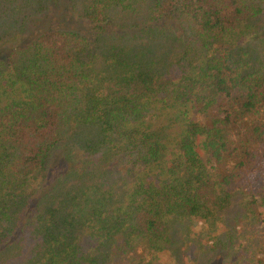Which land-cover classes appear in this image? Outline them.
I'll return each instance as SVG.
<instances>
[{"label":"trees","instance_id":"1","mask_svg":"<svg viewBox=\"0 0 264 264\" xmlns=\"http://www.w3.org/2000/svg\"><path fill=\"white\" fill-rule=\"evenodd\" d=\"M194 226L264 264V0H0V264H176Z\"/></svg>","mask_w":264,"mask_h":264},{"label":"rangeland","instance_id":"2","mask_svg":"<svg viewBox=\"0 0 264 264\" xmlns=\"http://www.w3.org/2000/svg\"><path fill=\"white\" fill-rule=\"evenodd\" d=\"M72 15L74 16L75 19H72ZM66 19H67L66 21L62 20V22L66 23L67 25H71L73 27L88 28L87 23L78 22L80 17L74 11H71V15L70 16L68 15ZM262 45L263 44H260V48L262 47ZM78 134L79 136L77 140L75 139L71 140V143H72L71 146L65 145L59 151L56 152L54 156L55 160L53 164H51L52 168H55V169L53 170V172H51V174H55L59 169H61L60 166L58 167V164L60 163L61 161L60 158H62L63 155H65V157L71 160V162L73 163L72 164L73 166L80 167L85 164L86 159H85L84 150L82 148V144L83 142L93 137V128L92 129L89 127L83 128L79 131ZM64 148L66 149L64 150ZM69 151L71 152V154L69 153ZM68 167H71V166L69 165ZM63 168L66 169L64 166ZM190 230L191 231L189 232L184 231L185 233L188 234L186 236L187 237L186 243L190 244V242L194 241V243L196 244L197 251L196 252H192V251L185 252L186 243L183 244L181 248L177 245L178 241L185 240V236L182 235L183 232L180 231L178 235V241L176 242V246H175V248L177 247L176 252H177V258H178V261H176V264H196L195 257L199 259L200 261L199 264H202V263H205L212 256L211 249L209 248V244H212L213 242L208 239L205 230L201 228V226H194ZM240 230L242 231L241 227L239 228V231ZM257 237H258L257 231L255 232V236L252 238H249L248 235H246L245 237L242 238V245H245V248L250 250V247H254L257 241L258 242L260 241V239L257 240ZM201 244L210 250H207V252H204V253L203 252L199 253V250L201 249ZM219 250L220 251L218 252L217 256L215 255L216 257H218V259L215 258L218 264H249V261L247 259L249 256H245L244 253L241 251L242 249L235 250L236 253H234L232 257L229 255V250H223L221 246Z\"/></svg>","mask_w":264,"mask_h":264}]
</instances>
